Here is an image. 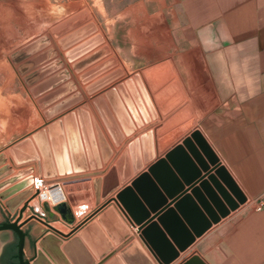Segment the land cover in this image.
Masks as SVG:
<instances>
[{"label":"crops","instance_id":"0c3cea01","mask_svg":"<svg viewBox=\"0 0 264 264\" xmlns=\"http://www.w3.org/2000/svg\"><path fill=\"white\" fill-rule=\"evenodd\" d=\"M20 1L6 0L4 3L8 4L7 8L18 9ZM36 1L40 9L58 2ZM68 3V7L75 11L83 7L91 10L98 30L111 45L119 63L123 64L125 75L93 94L81 91L83 97L79 102L74 103V98L65 102L69 106L51 119H61L69 110L73 111L83 103L90 104L93 95L108 86H116L126 75L130 81L122 83L127 97L122 98L120 90L117 91L127 117L121 120L112 112L113 132L88 108L97 126L91 133L94 147L89 152L81 140L82 148L75 153V162L65 132V170L61 172L56 162L53 163V170L54 175H76L60 183L68 214L73 216L72 222L56 208L57 204L49 202L45 207L44 200H49L47 195L37 196L38 208L29 203L20 221L35 213L58 230L69 232L110 198L87 221L97 220V215L104 208L112 206L130 233L113 237L102 227L110 246L100 254L91 251L93 261L90 264H97L108 255L101 264L114 256L122 257L121 251L130 243L123 244L129 235H133L154 264H163L132 225L115 196L117 191L130 185L132 179L148 170L166 152L182 144L185 137H191L192 131L199 130L218 160L211 163L197 141L191 139L206 168L186 148L184 150L192 163L178 157L175 167L168 161L175 178L162 172L159 183L153 177L161 188L164 201L154 208L146 205L148 218L164 207L174 206V201L182 203V210L177 209L182 220L201 217L200 211L209 217L199 196L191 194L192 187L198 189L200 199L211 203L214 212L220 214L207 193V190L216 193L209 175H214L227 190L214 172L216 164L226 168L245 200L220 216L167 264H181L192 255H198L206 264H264V0H68ZM20 8L23 9L22 6ZM85 22L81 20L76 25L78 27ZM87 54L89 52L84 55ZM69 66L66 70L71 75L74 69L70 63ZM90 68V65L85 66L81 72ZM134 73L139 75V82L133 78ZM70 80L71 76L63 74L54 79L49 91L58 89L60 95L53 98L50 105L79 91L78 86H70ZM34 112L36 117L33 122L40 124L45 120L41 109ZM4 151L8 157L6 162L11 163L8 151ZM25 165L32 170L4 188L11 187L26 176L37 175L35 163ZM19 167L13 164V171L3 177L12 175L21 169ZM201 181H204L203 185ZM161 184L168 189H177L169 195ZM46 185H40V188L46 190ZM104 193L105 196H102ZM186 194L192 195L193 203L184 198ZM221 200L226 205L223 198ZM259 202L263 204L256 208ZM5 214L10 219L15 216L8 210ZM30 221L36 230L29 229L31 241L27 234L24 246L26 257L32 254L30 243L32 245L48 230L41 220L33 217ZM54 221H62L63 226L54 224ZM22 227H27V223ZM54 232L64 243L69 236L78 234V229L69 236ZM115 233L119 234L120 230L115 229ZM128 256L138 261L137 264H146L135 248L128 250Z\"/></svg>","mask_w":264,"mask_h":264},{"label":"water","instance_id":"95a60500","mask_svg":"<svg viewBox=\"0 0 264 264\" xmlns=\"http://www.w3.org/2000/svg\"><path fill=\"white\" fill-rule=\"evenodd\" d=\"M83 18H87V11L85 10L81 11L79 14L73 15L69 19L73 20L70 21L69 25H76L83 20ZM95 27L96 24L93 21L88 20L84 24L76 27L70 33L66 34L64 37H61L59 41L65 43L78 41L88 35L89 31L94 30ZM103 40L104 36L100 32H97L93 37L88 38L85 41L101 42ZM122 73L123 70L118 68L114 71L113 76ZM133 78L139 82L138 74L134 73ZM129 81L130 78L127 77L122 82L128 83ZM122 82L116 83V86H113L112 89L104 92L102 95L94 97L90 101V104L83 103L80 107H76L74 111L63 114L61 119L50 121L46 124L45 128L40 127L34 130L31 134V138H23L20 141L9 145V158L12 162L20 163L31 160L30 162L35 163L38 169H36V176H26L8 188H4L6 184L24 176L32 170V167H24L26 165H23L17 172L0 181V199L9 212L12 214L15 213L13 219H9L0 206L2 214L5 218L7 217V219L0 223V230H10L15 232L19 237L17 255L20 264H90L93 261L91 251L94 254H100L104 249L110 246L102 227L113 237L130 233V230L112 206L104 208L97 215V220L87 221L94 213H97L103 208L110 198L106 199L105 202L101 203L90 214L74 225L69 232L58 230L50 224L49 221L42 219L35 213H31L27 218L20 221L24 211L29 206L30 200L36 196L46 195L45 189H41L40 185L47 184L46 190L51 194H55V192L61 188V182L68 178L76 177V175H54L53 163L56 162L60 167L61 172H64L66 155L65 132L68 136V145L73 154L74 162L75 153L82 148L81 140L84 142L89 152L91 148L94 147V137L91 136V133L94 127L97 129V126L95 123L96 120L93 121L95 118L90 116L91 114L88 111V108H91L92 114L96 113V115L102 119L106 127L113 132L115 130V123L112 118V112H115L118 117L120 116L121 120L127 117L125 114V106H123V102L119 100V94L117 91V89L120 90L122 98L127 97ZM60 103L55 105L54 108L48 109L46 111V116L50 117L69 106V104L67 105L65 103V100L60 101ZM191 137H185L182 144H177L166 152L165 156L152 163L148 167V170L139 173L134 179H132L130 185L117 191L115 196L116 202L119 204L120 208H122L124 213L131 220L132 225L135 226L140 236L150 248H152L157 260L163 264H167L176 258L180 250H184L193 243L195 238L200 236L213 222H217L220 219V216L226 215L230 209L236 208L239 203H242L245 200L244 194L241 192L226 168L223 165L216 164L214 172L227 187V190L222 187L214 175H209L208 179L213 182L216 193L212 190H207V193L216 210L220 214L214 212L211 203L202 198L200 199V192L196 187H192L191 194L197 197L199 196L198 198L201 201V205L203 206L205 213L209 214V217L204 216L200 211L201 217L195 219L185 218L182 220L177 214V209L182 210V203H180V201H174V206L164 207L152 215V217L148 218L147 206L154 208L164 201L161 188L157 186L153 177L159 183L161 182L162 172L171 175L173 179L175 178L172 175L173 171L169 167L168 161L175 167L178 157L181 159H187L192 163L189 154L184 150V148H186L201 166L206 168L207 165L203 157L193 145L191 139L197 141L198 145L211 163H216L218 160V157L199 130L192 131ZM7 158L8 157L3 152H0V178L13 171V165L11 163H5ZM185 180H187V178H185ZM203 184L204 181H201V185ZM161 185L163 190L169 195L174 193L177 189L174 187L168 189V187L163 184ZM191 194H186L184 198L189 199L191 203H193ZM102 196H105V193ZM220 197L223 198L226 205L223 204ZM57 201L55 200V202ZM44 205L45 207H48L46 202H44ZM56 208L60 209L59 205L56 206ZM64 215L69 222H72L73 216L66 213H64ZM33 217L46 224L48 230L42 233L32 245L30 243L32 254L29 257L24 258L26 231L27 234H29L31 241L32 239L30 237L31 234L29 233V229L31 230L35 228L34 223L30 221ZM154 217H156L155 220H153ZM26 223L27 227L23 228L22 225ZM76 229H78V234L69 236ZM115 229L120 230V233L116 234ZM54 231H57L64 236H69L66 242L63 243L62 238ZM127 242L130 243L121 251L122 257L114 256L105 264H137L138 261L128 256V250L130 248H135L146 264H154L139 242L136 239H133V235H129L123 244ZM102 261L97 264H101ZM181 264L206 263L198 255H192Z\"/></svg>","mask_w":264,"mask_h":264},{"label":"rangeland","instance_id":"374dc122","mask_svg":"<svg viewBox=\"0 0 264 264\" xmlns=\"http://www.w3.org/2000/svg\"><path fill=\"white\" fill-rule=\"evenodd\" d=\"M5 1L0 0V152L6 155L4 151L6 149L10 155L9 145L23 138H31L34 130L40 127L45 128L46 124L52 121L51 118L58 114L46 116L48 109L60 103L50 105L51 100L60 95V91L58 89L49 91L50 85L54 84V79L60 74L72 77V80L68 82L71 87L78 86L79 91L63 99L66 102L74 98L75 103L82 99L83 90L93 94L124 76L125 72L123 64L121 65L119 58L112 53V47L108 42L85 41L97 32L102 34L88 7L75 11L68 7V0H58L56 5L48 4V8L40 9L38 1L22 0L18 3V9H10L7 8L8 4L4 3ZM21 6L23 9L20 8ZM83 10L87 11V18H83V21L85 22L86 19L93 21L96 24L95 29L90 30L86 35L88 38L83 41L67 43L59 41L68 31H73L77 27V25L70 26V21L73 20L69 19ZM50 15H52L51 19ZM87 52L89 54L84 55ZM69 63L74 69L71 75L66 70L70 67ZM88 65L91 68L81 72V69ZM118 68L122 69L123 73L113 76ZM53 70L57 71L53 72ZM125 78L127 75L123 80ZM89 80L93 81L86 83ZM82 84L85 85L82 86ZM112 87V85L108 86L101 93L93 95L91 100ZM39 109L42 110L45 119L40 123L42 125L39 122H33V118L36 117L34 111ZM70 111L72 110L68 112ZM30 161H27V164H31ZM11 164L16 166L18 164L21 168L25 165V161L11 162ZM3 178L5 177L2 176L0 181ZM0 201L4 213L7 212L1 199ZM51 201V199L44 200L46 203L59 205L61 211L68 214L66 199ZM32 205L38 208L36 203ZM4 218L0 210V219ZM50 218L55 220L53 215H50ZM61 222L54 221V224L63 226ZM11 237L10 230H0V248Z\"/></svg>","mask_w":264,"mask_h":264},{"label":"flooded vegetation","instance_id":"af4514ba","mask_svg":"<svg viewBox=\"0 0 264 264\" xmlns=\"http://www.w3.org/2000/svg\"><path fill=\"white\" fill-rule=\"evenodd\" d=\"M5 219H7V217L4 219H0V223L4 221ZM11 236L12 237L10 240L6 241L5 243L1 245L0 264H20L19 258L17 255V245H18L19 237L17 236L15 232H12V231H11ZM26 237H27V231H26ZM26 237H25V244L27 240ZM28 238H29V235H28ZM11 252H16L15 258L11 257ZM24 258H26L25 255H24Z\"/></svg>","mask_w":264,"mask_h":264},{"label":"bare ground","instance_id":"6f19581e","mask_svg":"<svg viewBox=\"0 0 264 264\" xmlns=\"http://www.w3.org/2000/svg\"><path fill=\"white\" fill-rule=\"evenodd\" d=\"M45 188H46V186H44ZM46 191V190H45ZM47 197L49 198V199H51L53 202H55V200L57 201H59V200H61V199H63L64 197H65V193H64V191L60 188V189H58L56 192H55V194L53 193V194H51L50 192H47ZM46 197V198H47ZM39 200H38V198H37V196L36 197H34V198H32L31 200H30V202L32 203V204H35L36 203V205H37V202H38ZM35 230H36V227L34 228Z\"/></svg>","mask_w":264,"mask_h":264},{"label":"trees","instance_id":"16d2710c","mask_svg":"<svg viewBox=\"0 0 264 264\" xmlns=\"http://www.w3.org/2000/svg\"><path fill=\"white\" fill-rule=\"evenodd\" d=\"M11 257L15 258L16 257V252H11Z\"/></svg>","mask_w":264,"mask_h":264},{"label":"built area","instance_id":"2783aa9c","mask_svg":"<svg viewBox=\"0 0 264 264\" xmlns=\"http://www.w3.org/2000/svg\"><path fill=\"white\" fill-rule=\"evenodd\" d=\"M262 204H263L262 202H259V203L256 205V208H260Z\"/></svg>","mask_w":264,"mask_h":264}]
</instances>
